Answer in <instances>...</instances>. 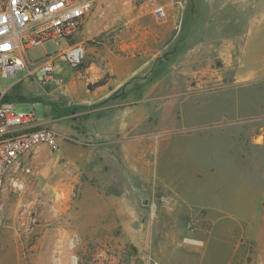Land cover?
I'll use <instances>...</instances> for the list:
<instances>
[{
    "label": "rangeland",
    "instance_id": "374dc122",
    "mask_svg": "<svg viewBox=\"0 0 264 264\" xmlns=\"http://www.w3.org/2000/svg\"><path fill=\"white\" fill-rule=\"evenodd\" d=\"M67 42L78 68L0 78L61 138L5 183L3 264H264V0H95L27 68Z\"/></svg>",
    "mask_w": 264,
    "mask_h": 264
},
{
    "label": "built area",
    "instance_id": "2783aa9c",
    "mask_svg": "<svg viewBox=\"0 0 264 264\" xmlns=\"http://www.w3.org/2000/svg\"><path fill=\"white\" fill-rule=\"evenodd\" d=\"M95 0H0V78L12 77L25 71L26 77L41 71V84L54 80V65L64 63L78 68L85 58L81 44H72L46 59L34 70L26 62V52L52 40L70 39L77 33ZM153 13L164 15L162 7L154 6ZM57 80V81H56ZM61 88L62 78L55 79ZM0 211L5 183L13 192L24 188V178L16 176L20 159L38 147L59 150L60 136L52 128L40 127L33 112L18 113L13 104L2 100L0 94ZM23 176L29 170L22 168ZM153 264H160L153 262Z\"/></svg>",
    "mask_w": 264,
    "mask_h": 264
},
{
    "label": "crops",
    "instance_id": "0c3cea01",
    "mask_svg": "<svg viewBox=\"0 0 264 264\" xmlns=\"http://www.w3.org/2000/svg\"><path fill=\"white\" fill-rule=\"evenodd\" d=\"M70 45H68V42L66 43V45L64 46V48L63 49H61V50H64V49H66L67 47H69ZM1 93H3V95H4V92H1ZM3 95H2V100L3 101H5L4 99H3ZM1 96V95H0ZM52 122V120H50V119H47L46 117L42 120V121H38L37 120V124L40 126V127H45L46 125H49V123H51ZM52 125V124H51ZM52 128H54L53 126H52ZM39 148V147H38ZM6 256V257H5ZM4 258H7V254H6V251H0V264H3L4 263V261H5V259Z\"/></svg>",
    "mask_w": 264,
    "mask_h": 264
}]
</instances>
